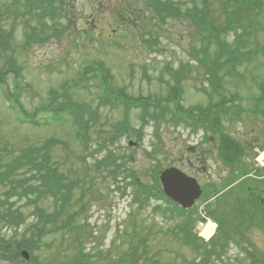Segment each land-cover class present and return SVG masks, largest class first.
Masks as SVG:
<instances>
[{
    "label": "rangeland",
    "instance_id": "rangeland-1",
    "mask_svg": "<svg viewBox=\"0 0 264 264\" xmlns=\"http://www.w3.org/2000/svg\"><path fill=\"white\" fill-rule=\"evenodd\" d=\"M22 1L0 0V27L11 31L8 42L0 39V73H4L0 81V172L25 148L42 146L53 138L64 145L50 149V165L65 183L72 182L59 215L43 225L40 239L34 238L37 242L30 254L34 261L264 264V207L254 195L241 194L245 188H261L260 176L264 175V166L255 160V149L261 152L264 138V0L256 10L243 7L233 16L235 28L218 34L215 28L236 8L234 2L168 0L178 13L163 17L151 0H51V12L42 2L26 8ZM194 7L208 10L212 24L197 27L191 19ZM26 36L30 37L27 43ZM220 46L227 51L219 53ZM7 59L13 60L10 66ZM216 65L222 82L212 92L205 70H215ZM168 68L184 71L180 100L184 110L234 96L218 111L220 130L201 129L184 119L174 122L171 103L163 109L148 103L129 107L114 100L101 81L112 90L121 89L129 99H162L172 82ZM230 68L242 76L226 74ZM20 106L28 118L20 119ZM79 115L89 125L85 142L75 131L74 120ZM221 133L245 149L235 170L215 150L214 136ZM102 158H113V164L99 166ZM169 166L197 171L206 194L224 191L246 173L254 176L252 169L257 168L259 180L248 177L230 193L218 195L220 214L227 211L226 231L237 227L236 239L245 237L241 247L215 240L217 257L200 260L201 255L186 246L184 217L172 218L168 203L155 197L161 196L155 175ZM19 178L9 176L0 183V193L6 191L5 197L18 206L20 225L0 223V236H12L13 245L33 235V225L41 226L34 207L42 214L59 209L57 195H37L38 179L24 177L25 190H18ZM30 185L34 191L28 189ZM242 195L245 207L239 205L244 203ZM202 204L198 202L197 213ZM5 256L0 257V264L30 261Z\"/></svg>",
    "mask_w": 264,
    "mask_h": 264
},
{
    "label": "trees",
    "instance_id": "trees-1",
    "mask_svg": "<svg viewBox=\"0 0 264 264\" xmlns=\"http://www.w3.org/2000/svg\"><path fill=\"white\" fill-rule=\"evenodd\" d=\"M227 1L228 3L234 2L236 4V8L232 7V13H229L226 16L224 23L220 27L215 28L216 34L226 32L230 29L235 28V26L233 25V22L235 21L234 17L238 16L239 13L242 12L243 7L249 8L248 5H257L260 0H243V1L227 0ZM151 2L155 10L157 12L159 11L158 13L161 16L163 17L168 16V15L173 16V17L177 16L176 13L178 12L172 8V5H173L172 2L168 0H151ZM190 11H191V19L193 20V22L196 23L197 27H200L202 25L209 26L210 24H212V20L209 18L208 10L195 9L194 7ZM168 18L169 17H166L164 21H167ZM10 37H11V34L9 32H5L4 29L0 27V39L3 40L2 42H8L10 40ZM222 51H227L226 46H223V47L220 46L219 53H221ZM229 55L231 56L232 54L229 52ZM6 62L11 63L13 62V60L7 59ZM216 67L217 66H215L214 69ZM171 70H172L171 68L167 69L168 74H170ZM206 73L209 74L208 81L214 88L213 91L217 90L222 80L218 77V74L216 72H212L208 70L206 71ZM171 74L175 75L174 73H171ZM2 76H3V73H0V81L2 79ZM180 93H181V86H180V77H179L176 80V85L173 86L171 93L166 95V98L172 99L177 104L178 103L177 101L180 98ZM120 95L122 96V93H120ZM231 98H233V96H231ZM231 98L224 99L220 104L224 105L226 100H229ZM142 99L143 98H138V99H135V101H137V103L139 102L142 104L144 102ZM22 113L24 115H28L23 109H22ZM75 125H76L77 135L80 138H84L87 132L86 129L89 126L88 121L83 120L82 116L79 115V116H76L75 118ZM118 127L120 126H117L116 129H118ZM82 130H85V132H83ZM113 138L114 137L111 136L109 139L113 140ZM58 144L64 145V142L57 140V139L49 138L45 141V143L42 146H33V147L25 148L17 157H15L8 164H6L5 168L0 172V183L4 179H6V177L17 175L20 177L19 180L17 181L18 189L25 190V187L27 184H26V179H24V177H27L29 175V178L31 180L35 178V179H38L39 181L38 186L40 188L37 190L38 196L40 195H44V196L46 195L49 197H55L56 195L58 196L57 201H59V209L53 212V214L52 213L42 214V210L40 208L34 207V212L38 215L37 222L39 220H42V224L40 227H36V224L32 226L34 233L33 235L31 234L32 236L30 235L27 237L28 242L30 243L28 247L30 249L33 248V245L31 244L32 239L41 238V234L43 233L42 232L43 225L51 222L59 215L60 209L62 207L61 203L67 201V198H69V184L71 185L72 182H69V184L65 183L64 177L59 175L54 169L53 165H50V162H49V151L53 146L58 145ZM112 159L113 158H111L110 161H107V160H103L102 158L101 160H99L98 165L101 166L105 164L106 167L108 168L109 166L113 164ZM28 189L30 191H34L35 189L34 185H30ZM60 189H62L61 195L59 194ZM140 196H141V193L137 195L138 201H139ZM145 196H147V194ZM13 212L14 211L12 210L11 213L13 214ZM16 212H17V209H16ZM18 250H19L18 246H11L10 256H16V254L18 253ZM6 251H7V248H5V246L0 248V252L2 253V255Z\"/></svg>",
    "mask_w": 264,
    "mask_h": 264
},
{
    "label": "water",
    "instance_id": "water-1",
    "mask_svg": "<svg viewBox=\"0 0 264 264\" xmlns=\"http://www.w3.org/2000/svg\"><path fill=\"white\" fill-rule=\"evenodd\" d=\"M160 181L164 193L183 207L190 206L200 193L195 182L189 181L176 168L164 170L160 175ZM23 255L27 257L25 252Z\"/></svg>",
    "mask_w": 264,
    "mask_h": 264
},
{
    "label": "flooded vegetation",
    "instance_id": "flooded-vegetation-1",
    "mask_svg": "<svg viewBox=\"0 0 264 264\" xmlns=\"http://www.w3.org/2000/svg\"><path fill=\"white\" fill-rule=\"evenodd\" d=\"M192 170H194L193 168H192ZM185 171H187L186 169H185ZM194 171H196V170H194ZM188 173V174H187ZM187 175H189V176H192V177H196L197 179H198V181L199 182H201L200 181V179H199V177L196 175V174H198V172L196 171V173L195 172H193V171H187ZM194 174V175H193ZM245 177H247V175H243L238 181H240V180H242V179H244ZM258 179H259V176H258ZM260 181L262 182V185L260 184V187L261 188H258V191H259V193H260V196L262 197V200H261V202H264V175L262 176H260ZM201 185V184H200ZM201 188H202V193H203V191H204V188L201 186ZM202 196V195H201ZM204 204L211 210V209H213V208H216L217 206H216V202L214 201V199H213V197H210V198H208L207 200H205L204 201ZM193 208V207H192Z\"/></svg>",
    "mask_w": 264,
    "mask_h": 264
}]
</instances>
